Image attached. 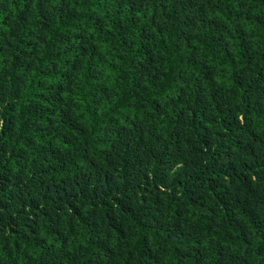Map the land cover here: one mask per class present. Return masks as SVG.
I'll return each instance as SVG.
<instances>
[{
    "label": "trees",
    "instance_id": "1",
    "mask_svg": "<svg viewBox=\"0 0 264 264\" xmlns=\"http://www.w3.org/2000/svg\"><path fill=\"white\" fill-rule=\"evenodd\" d=\"M0 264H264V0H0Z\"/></svg>",
    "mask_w": 264,
    "mask_h": 264
}]
</instances>
